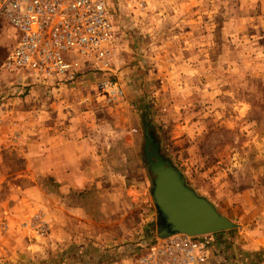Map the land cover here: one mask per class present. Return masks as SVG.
<instances>
[{
    "label": "rangeland",
    "instance_id": "1",
    "mask_svg": "<svg viewBox=\"0 0 264 264\" xmlns=\"http://www.w3.org/2000/svg\"><path fill=\"white\" fill-rule=\"evenodd\" d=\"M107 3L111 70L64 86L7 68L19 36L0 22V264H138L165 239L151 149L189 186L228 184L206 194L234 228L201 236L196 264H264L246 241L264 233V0Z\"/></svg>",
    "mask_w": 264,
    "mask_h": 264
},
{
    "label": "built area",
    "instance_id": "2",
    "mask_svg": "<svg viewBox=\"0 0 264 264\" xmlns=\"http://www.w3.org/2000/svg\"><path fill=\"white\" fill-rule=\"evenodd\" d=\"M0 22L19 36L5 66L43 84L69 85L86 71L111 70L119 36L107 0H0ZM70 51L79 58L70 60ZM100 83L107 104L123 97L117 81ZM207 254L201 237L176 234L156 241L138 264H196Z\"/></svg>",
    "mask_w": 264,
    "mask_h": 264
},
{
    "label": "water",
    "instance_id": "3",
    "mask_svg": "<svg viewBox=\"0 0 264 264\" xmlns=\"http://www.w3.org/2000/svg\"><path fill=\"white\" fill-rule=\"evenodd\" d=\"M146 154L155 178L152 194L159 212L161 238L176 234L201 237L234 228V224L210 201L187 185L181 172L157 149Z\"/></svg>",
    "mask_w": 264,
    "mask_h": 264
},
{
    "label": "crops",
    "instance_id": "4",
    "mask_svg": "<svg viewBox=\"0 0 264 264\" xmlns=\"http://www.w3.org/2000/svg\"><path fill=\"white\" fill-rule=\"evenodd\" d=\"M7 31H8V29H7ZM8 34H10V33H8ZM203 175H205V174H203ZM209 184L211 186V191L205 190L203 187H200L197 184H196V186L191 185L190 188L193 189L200 197H203V198L207 199L208 201H210L217 209V201H215V198H212L210 195H215V194L219 195L220 193H222L224 191V188L226 190L228 184L226 185L224 178H221V177H218L216 179L213 178V181H211ZM206 193H209L210 195H208ZM221 200L222 199H219L218 203H220ZM251 201L253 202L254 199L252 198ZM217 210L221 215L227 216V214L220 212L219 209H217ZM255 229L256 228L250 229L251 232H246L247 245L254 250H256V249H259V250L263 249L264 250V233L262 230L259 232V229H256V230ZM217 235H218V238L225 237V235L221 234V233H219Z\"/></svg>",
    "mask_w": 264,
    "mask_h": 264
},
{
    "label": "trees",
    "instance_id": "5",
    "mask_svg": "<svg viewBox=\"0 0 264 264\" xmlns=\"http://www.w3.org/2000/svg\"><path fill=\"white\" fill-rule=\"evenodd\" d=\"M151 150H153V149H151ZM189 186V185H188ZM190 187V186H189Z\"/></svg>",
    "mask_w": 264,
    "mask_h": 264
}]
</instances>
